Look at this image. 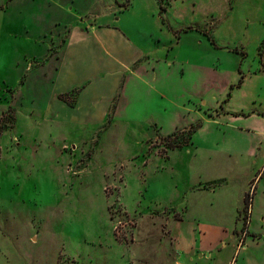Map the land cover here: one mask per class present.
<instances>
[{"label": "rangeland", "instance_id": "rangeland-1", "mask_svg": "<svg viewBox=\"0 0 264 264\" xmlns=\"http://www.w3.org/2000/svg\"><path fill=\"white\" fill-rule=\"evenodd\" d=\"M159 2L0 0V264H264V221L250 225L256 182L247 184L260 175L258 159L193 156L187 139L170 145L182 135L167 138L192 118L202 144L258 133L264 0ZM90 24L124 35L107 38V51L85 39L90 75L109 57L158 61L148 83L126 79L123 114L138 119L114 120L113 100L98 124L76 119L87 83L60 89L73 83L55 75L67 41L86 38ZM85 92L92 115L107 93ZM160 104L169 112L155 118L161 129L145 121ZM257 191L264 210V176Z\"/></svg>", "mask_w": 264, "mask_h": 264}, {"label": "crops", "instance_id": "crops-1", "mask_svg": "<svg viewBox=\"0 0 264 264\" xmlns=\"http://www.w3.org/2000/svg\"><path fill=\"white\" fill-rule=\"evenodd\" d=\"M93 25L94 24L88 25V27L91 28L90 29L91 31H89V33H87L88 31H85L86 38L80 39V40L76 41L75 43H74L75 40L72 41V40L68 39L67 44L65 46V50H64L65 54L63 57V61L59 65L57 71L55 72V75L58 74L60 78L62 77V79L65 77L71 78V76H73V78H72L73 83L65 82L63 84V87H61L60 89L66 88L65 90H67L74 85L87 83L85 89L81 91L80 96H79L77 103H76V104H78V108L80 109L79 115L76 119H79L80 116H82V117L84 116L85 119H94L96 122H92L93 124L94 123L98 124V122L100 120H102L104 117L105 109H107V107L110 105V101L113 100L114 101L113 103H116V105L114 106V112H115L114 113V120L117 121V119L120 118L122 120L128 121V119H131L134 116L127 117L125 114H123V113H125V109H123V106L120 103V100L121 99L123 100V95H125V92L127 90L126 89V79H128L127 78L128 76L137 77L139 75L138 78L142 79L144 81V84L148 83L147 79H150L151 77L153 78L152 73H153V71H156L154 64H157L158 61L152 62L148 59V57H146V59H145L141 56H140L141 58H139V59L137 56H133L132 58L126 59V60L116 59V56H114L113 58L109 57L108 60L107 59L102 60V62L107 64V65H105V67H106L105 69L103 66V68L100 70V72L97 73V75H90L89 74L90 69H86V66L89 64L86 62L89 61L90 59H92L89 50L97 51V48H100L103 51L110 50V48L108 46L109 42H108L107 38L109 40L112 39L113 41H116V36L118 38L124 37V35L121 33V31L118 28H116V26L113 24H105V25H99V26H96V25L93 26ZM77 36L83 37L81 34H79ZM77 36H73V37H77ZM88 37H91L92 39H94V43L88 48L89 50L87 48L85 49V47H84V41ZM130 45L131 44H129V46ZM84 49L88 51V55L82 53ZM133 51H136V49L134 48ZM83 55H84V59H83ZM74 61L81 63V64H78V63L75 64V66L76 65L80 66V68H79L80 72L79 73L74 72V68H73V67H75L74 63H73ZM108 61L113 63L115 66H112V67L109 66V64L107 63ZM204 69L210 71V74H213V75L216 74L214 69H208L205 67H204ZM141 73L146 74L144 76L146 78L143 79L142 78L143 76H141ZM129 79H131V78H129ZM96 85L99 86V90L103 91L101 93V96L104 95L103 94L104 92H106L107 97H106V100H105L103 106H100L97 103L96 106L92 109L94 111V113L92 115H87L86 109L89 107H86V105H85V98H84V95L86 94L85 91L87 89H91L92 87H96ZM163 93L164 92H162V91L153 92V94H155L159 98H162L164 96ZM167 100H168V98H167ZM168 101H171V100H168ZM67 105H69V104H67ZM173 107H174L173 112L176 113V109H175L176 106H173ZM152 111H154V110H152ZM155 111L156 112L158 111L155 114L156 115L155 117L152 116V114H150V115H146L147 117L143 116V119L146 117L145 121H147V122L150 121V123L155 122L156 124L159 125V127L161 129V125L158 122L159 119H155V118L163 117V116L167 117V115H169V112L167 109L163 108V104L162 105L160 104L158 106L157 110H155ZM201 112H202V108H201ZM252 114L254 115V113H252ZM255 115L262 116L260 120L258 119V127L259 128H258V133H256L255 135L249 136V135L242 134V133L241 134H235V135L222 134L221 136H223V137H222L221 141L219 140L218 142H215L217 144L210 145V144H207V141L211 140L212 136L208 140H206V142H204V144H202V143H198L196 141V138L194 137V133H193L192 137L189 141L190 145L188 146L187 150H185L187 153H190L193 156H197L200 153H205L210 158L211 157L217 158V157L223 156L222 159H224L225 161H227V159L232 158V157H237V158L241 157V158H244L246 160L244 166H247L248 161L253 162V163L256 162L255 160L251 161V158L252 159H254V158L258 159V161L260 163L258 165V169L260 172H258V173H260V175L256 174L254 177H251L250 179L247 180V184L251 180H254L256 182V193L252 199L251 208H250V222H251L250 225H251L252 229H255V227L253 226V220H254L255 216H257V219L260 220L261 222L264 221V210H262V209L258 210V208L255 206L256 205V197H257V193H258V191H257L258 184H259V181L264 176V151H261L262 149L264 150V148H262V144L264 143V115H260L258 113H256ZM105 117H106V115H105ZM139 117L140 116L137 115V113H136V115L133 119H138ZM209 117L212 118V116H209ZM197 119H200V118H192V120L190 121V123H188V125L191 124L192 121L197 120ZM76 121L77 122H83L82 120H79V121L76 120ZM135 121H137V120H135ZM85 122L88 123L89 121L85 120ZM88 124H90V123H88ZM188 125H186V126H188ZM176 127H178V126H175L174 128H172L171 131L173 129H175ZM199 127H201V125ZM244 127H247V126H244ZM242 129H244V128H242ZM168 133H170V132H168ZM161 134H162V132H161ZM220 178H224V177H218L215 179L205 180L204 182H201V184L211 182V181H214V180H217ZM225 179L227 181V178H225ZM214 189H210L208 192H210V193L214 192ZM195 191H198V190H195ZM197 194H199V193H197ZM243 196H244V194H243ZM243 196H242V199H243ZM237 209L238 208H236V210Z\"/></svg>", "mask_w": 264, "mask_h": 264}, {"label": "trees", "instance_id": "trees-1", "mask_svg": "<svg viewBox=\"0 0 264 264\" xmlns=\"http://www.w3.org/2000/svg\"><path fill=\"white\" fill-rule=\"evenodd\" d=\"M157 3L160 5L159 0H157ZM200 126V124L198 123H191L190 126L187 129H182V130H177L172 132L169 136H167V138H171V137H179L182 135V137L180 138V140H173L171 141L170 145L171 146H181V145H187L188 142L190 141L192 134L198 129V127ZM184 139H187L188 142L183 141ZM247 197L248 195L245 196V200H244V209H247V205L249 204L247 201Z\"/></svg>", "mask_w": 264, "mask_h": 264}, {"label": "snow or ice", "instance_id": "snow-or-ice-1", "mask_svg": "<svg viewBox=\"0 0 264 264\" xmlns=\"http://www.w3.org/2000/svg\"><path fill=\"white\" fill-rule=\"evenodd\" d=\"M3 59V52H2V48H0V62H2Z\"/></svg>", "mask_w": 264, "mask_h": 264}, {"label": "clouds", "instance_id": "clouds-1", "mask_svg": "<svg viewBox=\"0 0 264 264\" xmlns=\"http://www.w3.org/2000/svg\"><path fill=\"white\" fill-rule=\"evenodd\" d=\"M45 194H47V193H45ZM77 225L75 224V223H73L72 225H71V227H73V228H75Z\"/></svg>", "mask_w": 264, "mask_h": 264}, {"label": "built area", "instance_id": "built-area-1", "mask_svg": "<svg viewBox=\"0 0 264 264\" xmlns=\"http://www.w3.org/2000/svg\"><path fill=\"white\" fill-rule=\"evenodd\" d=\"M173 264H184V263H181V262H175V263H173Z\"/></svg>", "mask_w": 264, "mask_h": 264}]
</instances>
